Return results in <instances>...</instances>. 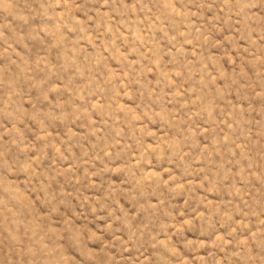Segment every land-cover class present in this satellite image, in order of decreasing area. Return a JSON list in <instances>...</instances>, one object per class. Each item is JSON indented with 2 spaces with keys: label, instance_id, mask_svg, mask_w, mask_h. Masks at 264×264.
I'll use <instances>...</instances> for the list:
<instances>
[{
  "label": "rangeland",
  "instance_id": "obj_1",
  "mask_svg": "<svg viewBox=\"0 0 264 264\" xmlns=\"http://www.w3.org/2000/svg\"><path fill=\"white\" fill-rule=\"evenodd\" d=\"M0 264H264V0H0Z\"/></svg>",
  "mask_w": 264,
  "mask_h": 264
}]
</instances>
